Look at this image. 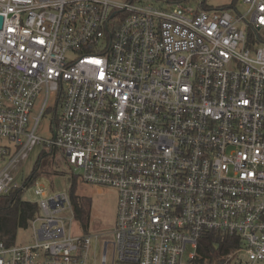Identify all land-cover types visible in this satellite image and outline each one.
<instances>
[{
	"label": "built area",
	"instance_id": "2783aa9c",
	"mask_svg": "<svg viewBox=\"0 0 264 264\" xmlns=\"http://www.w3.org/2000/svg\"><path fill=\"white\" fill-rule=\"evenodd\" d=\"M0 17V196L41 145L116 191L112 263L264 264V0H0ZM36 205L0 264H96L68 193ZM208 237L230 248L205 257Z\"/></svg>",
	"mask_w": 264,
	"mask_h": 264
},
{
	"label": "rangeland",
	"instance_id": "374dc122",
	"mask_svg": "<svg viewBox=\"0 0 264 264\" xmlns=\"http://www.w3.org/2000/svg\"><path fill=\"white\" fill-rule=\"evenodd\" d=\"M117 2H124L126 0H115ZM177 1V2H176ZM201 0H159L150 1V4L161 7L168 8L173 7L177 3H181L184 6L191 7L192 9H197ZM232 0H205L207 7L213 9H221L226 5L230 4ZM240 13H244L242 7L237 8ZM239 26H242L239 24ZM43 98L40 97L36 100L35 108L40 106ZM53 112L46 114L40 120V123L35 132L36 136L41 140H47L51 138V118ZM0 143H5L4 141ZM46 150V149H45ZM44 151L41 145H36L28 153L27 157L14 168L13 179L18 184L21 185L24 180H26L33 170L34 164L40 155ZM47 151V150H46ZM48 159L51 161L46 167V172L40 175L39 178L35 180L32 184L28 185L22 192V199L24 201L37 203L39 200L47 195L58 194V193H70L73 186L72 179H75V194L79 197H86L90 199V222L88 227V234H98L99 241L92 242L91 253L97 257L98 264L100 257L103 254L104 243L108 242L106 251V264H127L119 262L115 259L114 263L112 257V229L115 226L116 221V208H117V193L115 190L107 187H96L93 185H88L82 183L78 178L79 171L74 166H68L62 156L55 155L49 156ZM6 160L0 158V169L4 166ZM41 187L46 191V195L40 196L35 194V189ZM72 232L75 235L84 233L81 225L76 221L72 224ZM30 240V232L28 229L20 230L17 232L15 245L22 246L27 244Z\"/></svg>",
	"mask_w": 264,
	"mask_h": 264
},
{
	"label": "trees",
	"instance_id": "16d2710c",
	"mask_svg": "<svg viewBox=\"0 0 264 264\" xmlns=\"http://www.w3.org/2000/svg\"><path fill=\"white\" fill-rule=\"evenodd\" d=\"M132 3L150 2L154 0H128ZM159 1V0H155ZM179 1V0H178ZM177 2V1H176ZM54 156V151L48 152L44 149L38 156L33 170L29 177L24 180V188L35 182L40 175L47 173L46 167L51 163L49 156ZM48 174V173H47ZM72 188L69 193L74 219L79 223L84 233H87L90 222V206L91 201L86 197H79L75 194V179H72ZM22 190L15 189L7 195L0 196V243L9 247L15 245L17 232L28 229L29 222L32 221L38 213L36 203L24 201L22 199ZM214 241H218L223 246V251H228L229 245L224 244L221 240H215L208 237L201 243L200 254L210 258Z\"/></svg>",
	"mask_w": 264,
	"mask_h": 264
},
{
	"label": "water",
	"instance_id": "95a60500",
	"mask_svg": "<svg viewBox=\"0 0 264 264\" xmlns=\"http://www.w3.org/2000/svg\"><path fill=\"white\" fill-rule=\"evenodd\" d=\"M1 26H2V18L0 17V29H1ZM215 248H217V245H215Z\"/></svg>",
	"mask_w": 264,
	"mask_h": 264
}]
</instances>
